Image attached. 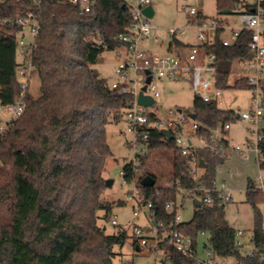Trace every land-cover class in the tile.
<instances>
[{"label": "trees", "instance_id": "obj_1", "mask_svg": "<svg viewBox=\"0 0 264 264\" xmlns=\"http://www.w3.org/2000/svg\"><path fill=\"white\" fill-rule=\"evenodd\" d=\"M249 9L240 0H216L219 16ZM34 8L31 0H9L5 15L14 16ZM38 46L33 52L34 70L40 78V93L27 90L24 113L0 134V264H115L129 236L109 234L99 223L109 220L112 207L102 203L108 187L104 169L113 155L107 140V124L120 121L133 96L110 88V82L94 66L103 52L127 47L121 36L130 33L134 20L127 0H98L94 10L81 14L79 8L63 0H44ZM215 17L221 23L225 20ZM209 16L202 12L198 21ZM251 31H244L231 46L217 43L207 48L217 55V86L230 87L232 64L237 59L252 57ZM16 36H0V99L13 102L22 90L16 75L18 62ZM176 36L173 47H185ZM235 88L251 89L246 78L235 81ZM193 112L201 133H209L237 117L234 110L225 109L215 100L194 97ZM262 156L259 166L264 171V128L261 129ZM161 130L150 132V151L174 150L170 184L157 185V175L134 171L132 163L123 169L126 182L137 181L139 205L152 204V220L162 222L159 235L177 228L198 243L199 232H209L216 256H233L243 264H260L264 251V219L258 204L264 201L262 191L254 189L249 179L246 202L255 210L252 238L258 248L247 255L236 244L237 230L229 223L225 206L215 200L194 201V213L189 221L173 224L178 210V198L203 183L212 187L218 166L228 153L218 155L210 149L198 151L201 177H191L188 160L173 139H165ZM228 145V142H226ZM149 151V152H150ZM149 154V153H148ZM147 156L143 158V162ZM156 179L154 186H143L145 175ZM167 203H174L172 208ZM183 205V203H182ZM99 211H104L103 216ZM164 237V236H163ZM136 238V237H135ZM133 244H137V238ZM160 249L165 264H198L179 252L166 238Z\"/></svg>", "mask_w": 264, "mask_h": 264}, {"label": "built area", "instance_id": "obj_2", "mask_svg": "<svg viewBox=\"0 0 264 264\" xmlns=\"http://www.w3.org/2000/svg\"><path fill=\"white\" fill-rule=\"evenodd\" d=\"M44 0H31L34 8H28L23 13L14 16L5 15V6L9 0H0V36H16L17 54L21 59L18 60L16 66V75L21 82L22 90L19 96L13 101L3 103L0 99V133H4L8 125L14 120L21 117L27 105L26 93L29 87L31 72L34 70L33 52L38 46L39 32L42 23L41 6ZM69 1L79 8L81 14H86L94 10L98 0H63ZM151 4V0H138L136 6H132L133 23L130 33L123 34L121 38L128 43L126 47L131 54L130 61L121 62L116 71L119 79L110 83V88L118 89L120 93H129L133 96L128 107L124 111V117L128 122V129L133 134V139L130 142L134 148L135 156L131 160L134 171H139L143 163V158L150 151V132L155 129H166L172 134L175 145L180 153L187 158L188 168L191 177L198 179L203 173V169L198 165V151L202 148L210 149L212 152L223 155L234 148L229 139L225 135H220L218 129L223 133L228 132L231 128L230 122H225L220 127L213 129L209 133L200 132V123L196 118H192L190 113L185 112L181 108H169L166 115H160L161 108V92L156 85V79H187L190 81L193 91L196 96H199L204 101L215 100L218 105L222 104L220 96L222 89L217 86V55L214 52H208L207 48L214 46L217 43H222L225 46H231L239 40L244 31H251L250 50L252 57L248 59H239L245 62L251 72L238 74V79L246 78L253 97L251 106L248 110L242 111L239 117L244 120H249L258 124L264 120V0H255L250 4V8L241 9V26L233 27L229 23H221L216 18H206L201 22L198 21V16L201 10L197 7H186L185 12L192 18H196L197 22L194 27L191 24L179 25L170 28V33L173 36L185 35L188 30L194 28L196 30V38L198 43L191 44L188 47L186 54L170 53L159 55L149 53L141 47L142 39L145 36L151 35L158 26L154 25L151 18L143 14L142 8ZM228 35H225L226 32ZM157 39V37H155ZM17 55V56H18ZM132 68L137 74H143L141 80L128 76V70ZM150 71L152 77L151 82L147 84V89L144 94L153 97L154 102L151 105H141L138 103V95L142 86L145 84ZM207 74L214 75V83H212ZM0 84V91H1ZM194 113V112H193ZM256 142L244 143L243 147H236L242 155H246L249 151L256 152L258 159L262 156V148L260 141L262 140L261 129L256 131ZM166 140L170 139L167 136ZM228 142V145L226 144ZM262 170V169H261ZM136 181V180H134ZM254 189L264 193V171H261L258 177L254 180ZM136 197L140 200V194L137 187L135 188ZM182 192L190 198H198L206 203H213L215 200L220 206H225L228 201L232 200L231 189L228 185L221 183L220 185L214 181L212 187H207L202 182L198 186L185 190L180 188ZM178 201V207L182 203ZM174 203H167L168 208H172ZM149 207L151 216L154 214L152 204ZM153 221V220H152ZM181 222V216L177 213L174 219V224ZM113 224H117L116 217L112 219ZM155 226V225H154ZM164 227L162 222L155 226L157 234L154 237H149L144 234L143 229L137 228L134 236L137 238L138 246L146 248L150 251L160 250V244L166 236L170 244H172L179 252L186 257L194 259L198 264H217L216 254L212 243L210 246L205 245L203 255L198 252V243H194L192 238L177 228H170L163 235H159L158 227ZM244 234L243 231L237 230L236 244L242 250L247 244L242 242L239 236ZM164 236V237H163ZM252 248L249 251H244L247 255H253L258 249L251 236ZM264 248V242L262 244ZM162 250V249H161ZM165 253L163 251L162 262L165 264ZM133 264V262H130ZM237 264H243L239 262ZM260 264H264V251L261 254Z\"/></svg>", "mask_w": 264, "mask_h": 264}, {"label": "rangeland", "instance_id": "obj_3", "mask_svg": "<svg viewBox=\"0 0 264 264\" xmlns=\"http://www.w3.org/2000/svg\"><path fill=\"white\" fill-rule=\"evenodd\" d=\"M127 1L133 6L138 4V0ZM240 1L242 5H247L253 4L255 0ZM151 4L155 9V14L151 21L158 28L151 35L144 37V40L142 39L141 47L149 53L159 55L173 53L174 48L170 49V43L173 40V35L170 33L171 27L194 23L191 21V16L185 12L186 7L194 6L200 8L209 18L219 16L216 9V0H151ZM219 17L233 27L241 26L239 13ZM228 34L229 32L227 31L225 35ZM155 36L158 37V41L154 39ZM176 38L185 39L191 43H198L195 29H190L184 36L178 35ZM130 56L131 54L124 46L116 50H106L103 52L100 61L94 66L111 83L119 79L116 71L118 65L121 62L130 61ZM20 59L21 57L18 55V60ZM231 69L232 72L228 82L230 87L222 89L220 96L222 104H220V107L241 113L250 108L253 90L235 88L232 85L238 80V74L251 72V70L245 62L239 59L233 62ZM128 76L141 80L143 74H137L132 68H129ZM207 76L214 83V75L207 74ZM155 82L161 92V108L159 112L162 117L166 115L169 108H181L185 112H193L195 93L189 80L163 78L156 79ZM29 87L31 93L35 95L40 93V78L37 72H31ZM230 124L231 128L228 132L223 133L222 130L218 129L219 134L225 135L234 148L228 152V157L224 164L218 166L216 182L219 185L224 183L231 189L233 199L225 204L226 217L236 230L244 232L239 238L247 244L246 247H243V250L249 251L252 248L251 236L254 227L255 210L251 204L246 202V192L249 179L254 181L262 170L253 151H249L245 156H242L236 147H243L244 143L247 142H256L255 131L258 128H264V120L255 124L249 120L236 117L230 121ZM128 126L125 117L120 121H110L107 124V140L113 155L106 160L104 176L108 179H113V184L108 186L102 194V203L106 206H111L112 212L109 220L102 217L99 219V223L106 227V231L109 234L126 232L129 236L123 248L116 247L121 253L114 258L115 264H130V262H133V264H163V252L161 250L155 252L141 248L138 252L133 253V241L136 239L134 234L137 228L143 229L144 234L149 237L156 236L157 229L152 222L149 207L146 205L140 206L139 200L134 197V194L136 195L135 188L138 187L137 181L126 182L123 177L125 164L130 163L135 156L134 148L130 143L133 139V134L129 131ZM173 159L174 150L166 148L153 149L145 158L138 173L142 174L149 171L157 175V185H168L170 184L169 175L173 168ZM178 199L183 205L178 208L177 213L181 216V221H189L194 213V201L188 196L184 201H182L180 196ZM258 209L264 219V201L258 204ZM99 214L103 216L104 211H99ZM114 217H116L117 224L112 223ZM197 239L198 252L203 255L205 245L210 246L211 244V234L209 232H199ZM216 261L217 264L238 263V260L233 256H216Z\"/></svg>", "mask_w": 264, "mask_h": 264}, {"label": "water", "instance_id": "obj_4", "mask_svg": "<svg viewBox=\"0 0 264 264\" xmlns=\"http://www.w3.org/2000/svg\"><path fill=\"white\" fill-rule=\"evenodd\" d=\"M142 12L147 17L152 18L155 14V9H154L152 4H148L147 6L142 8ZM146 74H148V76L146 78L145 84L142 86L141 91L139 92L137 100H138L139 104L148 106V105L153 104L154 99L152 96L144 94V91L147 89V84H149L151 82V79H152L149 70L146 71ZM190 115L192 118H196L195 113L192 112V113H190ZM237 117H239V114H237ZM161 133L170 139L172 138L171 132H169L166 129L161 130ZM155 183H156V179L150 174L145 175L141 180V184L143 186H154ZM106 184H107V186H111L113 184V179L107 178ZM153 224L156 226L157 221L153 220Z\"/></svg>", "mask_w": 264, "mask_h": 264}, {"label": "crops", "instance_id": "obj_5", "mask_svg": "<svg viewBox=\"0 0 264 264\" xmlns=\"http://www.w3.org/2000/svg\"><path fill=\"white\" fill-rule=\"evenodd\" d=\"M200 9V8H199ZM201 10V12L203 13V11H202V9H200ZM204 14V13H203ZM206 15V14H205ZM208 16V15H207ZM191 21H193L194 23L193 24H191L193 27H194V24L197 22V20H196V18H192L191 17ZM191 29H194V28H191ZM182 36H184V35H182ZM155 37H157V36H155ZM145 38H146V36H145ZM155 39V38H154ZM144 40V39H143ZM145 40H148V39H145ZM156 41H158L159 39H158V37H157V39H155ZM179 40H181L182 42H184L185 44H188V46H185V47H173L174 48V50L172 51L173 53H178V54H186V52L188 51V47H189V45H191V44H195V43H191L190 41H188V40H185V39H179ZM186 48V49H185ZM144 49V48H143ZM145 50V49H144ZM185 50H187V51H185ZM251 151H253V150H251ZM255 154H256V152L255 151H253ZM242 155V154H241ZM242 156H244V155H242ZM256 158H257V160H259L258 159V156H257V154H256ZM106 177V176H105ZM233 199V198H232ZM153 222V221H152ZM134 245V244H133ZM134 248H133V253L134 252H138L139 250H140V247L138 246V243L136 244V245H134L133 246ZM161 250V249H160ZM162 252H163V250H161ZM163 258V257H162Z\"/></svg>", "mask_w": 264, "mask_h": 264}]
</instances>
